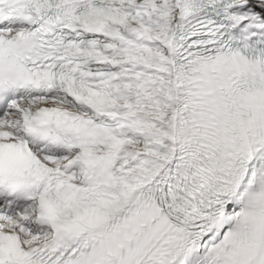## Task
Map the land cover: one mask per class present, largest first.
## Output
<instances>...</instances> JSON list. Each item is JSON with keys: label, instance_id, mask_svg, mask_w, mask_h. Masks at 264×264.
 <instances>
[{"label": "snow or ice", "instance_id": "snow-or-ice-1", "mask_svg": "<svg viewBox=\"0 0 264 264\" xmlns=\"http://www.w3.org/2000/svg\"><path fill=\"white\" fill-rule=\"evenodd\" d=\"M0 264H264V0H0Z\"/></svg>", "mask_w": 264, "mask_h": 264}]
</instances>
